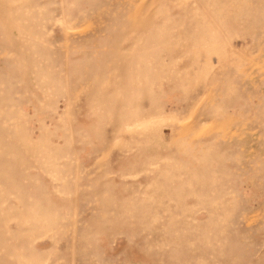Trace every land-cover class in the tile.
<instances>
[{
	"label": "rangeland",
	"instance_id": "obj_1",
	"mask_svg": "<svg viewBox=\"0 0 264 264\" xmlns=\"http://www.w3.org/2000/svg\"><path fill=\"white\" fill-rule=\"evenodd\" d=\"M0 264H264V0H0Z\"/></svg>",
	"mask_w": 264,
	"mask_h": 264
}]
</instances>
